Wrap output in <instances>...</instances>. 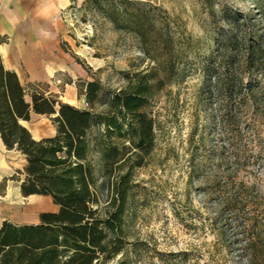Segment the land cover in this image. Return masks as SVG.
I'll return each mask as SVG.
<instances>
[{
	"label": "trees",
	"instance_id": "trees-1",
	"mask_svg": "<svg viewBox=\"0 0 264 264\" xmlns=\"http://www.w3.org/2000/svg\"><path fill=\"white\" fill-rule=\"evenodd\" d=\"M82 4L93 6L115 29L132 33L156 65L131 73L122 87L107 94L98 79L85 81L87 107L80 108L22 83L0 56V137L7 150L25 159L11 178L20 181L24 196H48L57 205L55 211L40 212L36 223L2 221L0 264H106L119 254L116 264H129L126 224L134 172L147 164L155 145L156 119L147 108L164 82L180 74L179 39L168 19L160 16L161 9L149 1ZM253 4L254 13L222 11L228 29L219 31V43L208 55L197 97L203 110L206 101L208 106L218 101L219 125L228 145V156L220 153L219 158L229 162V168L225 177H210L204 175L202 160L192 156L188 177V187L201 179L220 220L236 214L242 223L246 202H254L258 192L234 179L239 162H249V148L240 149L233 139L241 137V130L250 134L255 120L264 122V0ZM158 70L163 78L157 77ZM209 109L214 118L216 111ZM32 112L46 115L54 134L34 138L21 123ZM199 126L195 121L191 138ZM199 140L202 145V135ZM244 244L249 261L264 264V228L255 225Z\"/></svg>",
	"mask_w": 264,
	"mask_h": 264
},
{
	"label": "rangeland",
	"instance_id": "rangeland-1",
	"mask_svg": "<svg viewBox=\"0 0 264 264\" xmlns=\"http://www.w3.org/2000/svg\"><path fill=\"white\" fill-rule=\"evenodd\" d=\"M139 1L161 9L160 16L168 19L179 39L181 56L177 58L179 76L165 81L147 108L156 119L155 145L147 164L134 172L136 186L126 224L129 264H258L249 261L244 242L253 235L255 225L264 228V122L255 120L250 134L241 130V137L233 139L240 149L249 148V162H239L234 179L258 192L254 202H246L243 223L236 214H226L223 220L214 214V203L205 194L201 179L188 187L192 156L202 160L204 175L210 177L215 173L225 177L229 168V162L219 158L220 153L228 156V145L219 125L218 101L213 100L210 106L204 101L203 110L197 97L208 55L219 43V31L228 29L222 11L228 15L254 13L253 0ZM58 21L63 70L46 80L32 81L22 65L19 75L24 84L30 82L61 101L86 108L85 81L98 79L107 94L122 87L131 73L156 65L140 50L132 33L115 29L91 5L73 2L62 10ZM157 72V77L163 78L162 70ZM209 108L216 111L214 118ZM195 121L200 126L191 138ZM24 124L35 136L54 133L46 115L32 112ZM0 152L7 164L0 177V194L15 190L25 205L28 201L21 193L20 181L11 178L25 159L15 150L3 147ZM44 199L43 209L32 211L22 206L17 212L0 215V220L38 221L40 212L57 208L50 197ZM120 257L106 264H116Z\"/></svg>",
	"mask_w": 264,
	"mask_h": 264
},
{
	"label": "crops",
	"instance_id": "crops-1",
	"mask_svg": "<svg viewBox=\"0 0 264 264\" xmlns=\"http://www.w3.org/2000/svg\"><path fill=\"white\" fill-rule=\"evenodd\" d=\"M82 1L0 0V56L4 67L14 70L20 78L19 73L23 65L28 73V78L32 81L46 80L54 72L63 70L60 53L62 49L57 37L59 15L62 10L68 9L73 2L81 3ZM21 123L24 124L25 121H21ZM52 130L55 132L53 126ZM33 137L42 136L33 135ZM3 147L6 149L0 137V150ZM1 156L0 152V177L7 170V164ZM9 191L17 193L24 199L12 189H8L6 194H0V215L17 212L22 206L26 210H40L29 209L30 197L36 196L42 200V203L45 200L43 195L30 194L25 196L28 201L25 205H22L23 200L21 199V202L14 206L5 200ZM3 220L5 218L0 220V224ZM38 221L23 223H36Z\"/></svg>",
	"mask_w": 264,
	"mask_h": 264
},
{
	"label": "bare ground",
	"instance_id": "bare-ground-1",
	"mask_svg": "<svg viewBox=\"0 0 264 264\" xmlns=\"http://www.w3.org/2000/svg\"><path fill=\"white\" fill-rule=\"evenodd\" d=\"M6 194V193H5ZM21 197L13 192L9 191L5 197V200L8 201L11 205H17L19 202H21ZM23 200V199H22ZM42 200L40 198H36V196L30 197V202L28 203L29 209H40L43 208L44 205L41 202Z\"/></svg>",
	"mask_w": 264,
	"mask_h": 264
},
{
	"label": "water",
	"instance_id": "water-1",
	"mask_svg": "<svg viewBox=\"0 0 264 264\" xmlns=\"http://www.w3.org/2000/svg\"><path fill=\"white\" fill-rule=\"evenodd\" d=\"M35 138V137H34ZM40 138V137H39ZM38 139V138H37Z\"/></svg>",
	"mask_w": 264,
	"mask_h": 264
}]
</instances>
